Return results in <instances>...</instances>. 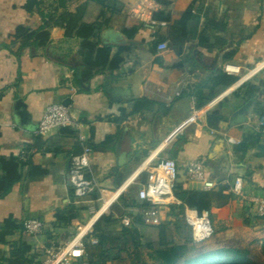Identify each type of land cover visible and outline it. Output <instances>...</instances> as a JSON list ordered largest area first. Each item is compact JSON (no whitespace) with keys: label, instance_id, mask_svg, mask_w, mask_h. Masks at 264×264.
<instances>
[{"label":"crops","instance_id":"1","mask_svg":"<svg viewBox=\"0 0 264 264\" xmlns=\"http://www.w3.org/2000/svg\"><path fill=\"white\" fill-rule=\"evenodd\" d=\"M28 1L0 0V156L21 159L24 152L22 161L27 162L24 179L0 197V226L9 217L18 222L40 218L48 224L58 210L80 207L76 220L54 230L65 242L66 233H72L77 222H86L103 201L109 199L98 213L132 192L137 204L127 207L128 215H143L145 201L138 191L149 168L169 157L191 189L210 190L187 178V165L195 160L216 183L209 210L215 233L209 246L247 245L264 238V218L256 217L250 204L252 196H264V138L247 151L235 149L246 133H253L258 104L264 108V0H158L159 10L170 13L172 20L193 5L180 55L184 66L169 71L164 67L178 58L169 37L171 22L142 21L133 38L123 32L140 0H108L105 15L85 16L87 22H107L88 38L96 43L92 52L83 46V37L68 30L65 16L80 11L87 0H36L30 8ZM207 21L219 24L221 28L212 24L206 31L224 38L223 45L210 47L212 37L200 42ZM20 25L43 29L47 37L24 43L14 36ZM108 31L117 34L118 41L111 42ZM157 35L168 48L154 52ZM99 45L112 46L108 60L96 57ZM116 55L123 60L112 67ZM224 63L240 66V73L225 72ZM221 74L236 80L215 84ZM248 83H263L259 102L258 97H244ZM54 102L70 106L82 124L79 130L37 132L45 107ZM214 108L223 114L215 128L207 124ZM79 133L92 146L88 176L98 183V189L81 200L73 195L69 180L71 157L82 149ZM32 165L39 169L32 170ZM237 177L243 179L242 195L233 191ZM155 218L158 223L174 219L170 207ZM47 241L44 234L30 236L23 228L15 229L0 241V264H29L24 259L37 260V250L45 249ZM21 244L30 248L24 259Z\"/></svg>","mask_w":264,"mask_h":264},{"label":"trees","instance_id":"2","mask_svg":"<svg viewBox=\"0 0 264 264\" xmlns=\"http://www.w3.org/2000/svg\"><path fill=\"white\" fill-rule=\"evenodd\" d=\"M59 1L63 4L66 2V0ZM107 2L108 0H87L85 6L80 9V11L65 15L69 19L68 30L71 29L72 31H75L77 35L83 37V46L87 47L91 52L95 49L96 43L88 41V38L96 32H99L107 22H87L85 16L88 15L90 17L97 15V18H99L105 15ZM35 3L36 0L28 1V8ZM154 17L155 19L171 22L169 37L172 47L178 53L177 60L171 65L165 66V71H169L170 69H181L184 66V60L180 55L182 53L183 44L188 35V24L193 17V5L189 6L180 17L174 20H172L170 13H165L160 10L154 14ZM140 22L142 21L136 17H128L123 28L124 34L128 38H133L140 27ZM214 23L215 22L211 23V21H207L204 31L200 36L201 43H204L205 40H209L210 37L213 38L210 47L221 46L225 43L224 38L216 35L210 36L209 33H207L206 30L209 27L221 28L218 26V23ZM212 24L214 27H212ZM14 36L16 38H21L24 40V43H26L31 38L44 41L47 37V33L43 29L32 30L29 27L20 25L16 28ZM163 40V37L157 35L152 44L154 52H157V45ZM96 49V57L98 59L103 61L108 60L112 49L111 45H99ZM228 55V53L225 54L224 58L226 59ZM122 60L121 56L116 55L110 65L112 67L119 66ZM159 61L160 58L158 57L156 62ZM235 80L236 77L234 76L226 74L223 76L221 74L215 84H221L222 82L224 85H228ZM262 85L263 83L246 84V92L244 94L246 100L258 97ZM207 96L211 97L212 94L209 93ZM259 100L258 97V102ZM257 112L258 117L264 115V108L261 107L260 104H258ZM222 120L223 114L220 108H214L207 115V124L210 127L215 128ZM67 128L69 127L61 129ZM261 136L264 138V133L254 129L253 133H246L244 135L243 140L235 146V149L247 151L261 138ZM110 139L111 137H108L105 143L109 142ZM26 163L27 162L22 161V158L0 156V197L7 195L15 183L24 179L22 168H24ZM30 167L32 170L39 169V167L34 165ZM39 171L41 173L43 172L41 169ZM72 193L74 195L73 187ZM133 195V192L131 194H122L118 202L112 205L111 212L109 214H102L99 217L93 226V232L85 238L84 257L79 258L74 264H107L109 260L119 258L124 251H130L132 248L133 252L139 253L138 250L142 247L153 249L156 257L163 264H264V238H255L247 245L230 243L216 247L209 246L208 241L211 238L200 243H195L193 241L191 226L184 218L185 209L188 207L196 209L198 212H209L215 196L213 190L191 189L188 186L187 181L181 180L178 176L174 187V195L180 203L170 205V213L174 218L170 223H154L145 220L141 213H131L129 214L131 217L130 223L128 225L121 224L119 226L115 223L117 221L114 219L113 213L115 212V209H117L121 212L122 217L128 215L127 207L137 204ZM143 205V208L149 206L147 202ZM80 210L81 208L76 206L74 208L71 207L70 209L58 210L55 213V220L48 224L45 223L43 234L46 235L48 239L46 246L60 243L61 238L54 233V230L62 225H70L71 222L80 216ZM245 222L247 223V220H245ZM104 225H110L111 230L106 232ZM117 227H121V229H115ZM18 228H23V221L18 222L12 217L7 218L0 226V241H5L6 236ZM182 230L186 231L183 236L179 234L178 238L173 236L174 233H180ZM113 231L116 232L117 236L113 235ZM67 233L68 234L65 238L69 239L72 236V233ZM91 237L97 239L96 245H92ZM206 241V245L203 244ZM115 242H117V246H115ZM257 246L258 252H256ZM91 247H94L92 251L90 249ZM29 249L28 246L21 244L19 252L22 259H24L23 254ZM44 256L45 250L38 249L35 254L37 260L26 258L24 260L29 262V264H41ZM136 264L150 263L140 260Z\"/></svg>","mask_w":264,"mask_h":264},{"label":"built area","instance_id":"3","mask_svg":"<svg viewBox=\"0 0 264 264\" xmlns=\"http://www.w3.org/2000/svg\"><path fill=\"white\" fill-rule=\"evenodd\" d=\"M159 9L160 3L158 0H140L132 9V14L141 21L152 25H166L167 21H158L154 17V14ZM167 48L168 45L165 41H161L157 45V50H165ZM223 70L229 74H238L240 73V66L224 63ZM179 94L180 92H176V95ZM81 126L82 124L75 119L69 105L62 102H54L45 107L38 123L37 132L46 134L53 129L66 127H75L79 130ZM254 129L264 133V115L258 117L254 122ZM79 140L82 143V149L71 157L69 180L75 197L81 200L96 191L98 183L88 176L92 147L86 142L83 134L79 133ZM25 156L23 152L21 158H25ZM186 170L189 180L201 181L207 189L215 187V181L207 177L206 170L200 161L189 162ZM178 176V165L173 158H161L149 168L147 180L138 191L139 198L149 204L148 207L143 209L145 220L156 223L155 215L159 210L170 207L171 204L180 203L174 195V187ZM233 191L238 195L243 194V179L241 177L235 179ZM250 204L256 216L264 217V196H252ZM104 211L86 222H77L72 236L65 242L46 246L44 249L45 256L41 264H74L79 258L84 257L85 238L93 232V226L97 218ZM184 218L191 226L195 243L203 242L214 235L215 229L208 211L198 212L196 209L186 207ZM130 221L131 217L129 215L123 216L122 222L124 225H128ZM44 226L45 222L40 218H27L23 221V229L30 236L42 235ZM91 242L97 243V239L91 237Z\"/></svg>","mask_w":264,"mask_h":264},{"label":"rangeland","instance_id":"4","mask_svg":"<svg viewBox=\"0 0 264 264\" xmlns=\"http://www.w3.org/2000/svg\"><path fill=\"white\" fill-rule=\"evenodd\" d=\"M106 200H107V199H106ZM105 202H106V201H103L99 207L93 209L92 216L89 217V218L87 219V221H88L90 218H92V217H94L95 215H97V213L100 211L101 207L104 205ZM111 207H112V206H109L108 209H107L106 211H104L102 214H109V213L111 212ZM102 214H101V215H102ZM101 215H100V216H101ZM113 215H114V219L117 221V222H115L117 225L120 226L121 224H123V222H122L123 217H122L120 211H118L117 209H115V212L113 213ZM100 216H99V217H100ZM99 217L97 218V220L99 219ZM97 220H96V221H97ZM156 223H158V222H156ZM212 223H213V222H212ZM213 224H214V223H213ZM221 225H222V224L220 223L219 226H221ZM213 226H214V229H215V225H213ZM104 227H105V231H106V232H109V231L111 230L110 225H104ZM115 229L118 230V229H121V227H117V228H115ZM185 233H186V231H183V230H182L180 233H174L173 236H175L176 238H178L179 235L183 236ZM67 234H68V233H66V235H67ZM178 234H179V235H178ZM113 235L117 236L115 231H113ZM175 237H174V238H175ZM211 238H212V237H211ZM60 240H63V239H60ZM206 243H207V241H206L205 243H203V244L206 245ZM93 244L96 245V243H92V245H93ZM115 246H117V242H115ZM90 249H91V251H92V250L94 249V247H91ZM256 249H257L256 252H258V246H257ZM116 250H117V249H116ZM116 250H115V251H116ZM138 251H139V253H135V252H133V249L131 248L130 251H124V252H122V254L120 255L119 258H113V259L109 260V261L107 262V264H136V263L139 262L140 260L147 261V262H149L150 264H163V263H162V262L156 257V254L154 253L153 249H151V248H149V247H142V248H140Z\"/></svg>","mask_w":264,"mask_h":264},{"label":"water","instance_id":"5","mask_svg":"<svg viewBox=\"0 0 264 264\" xmlns=\"http://www.w3.org/2000/svg\"><path fill=\"white\" fill-rule=\"evenodd\" d=\"M107 34H111V38H109L111 42H116V41H118L117 34L112 33V31H108ZM106 42H108V40H106ZM243 117H244L243 114L239 115V118L242 119ZM238 121H239V120H238ZM124 156H125V153H121V155H120V159L122 160V159L124 158Z\"/></svg>","mask_w":264,"mask_h":264},{"label":"bare ground","instance_id":"6","mask_svg":"<svg viewBox=\"0 0 264 264\" xmlns=\"http://www.w3.org/2000/svg\"><path fill=\"white\" fill-rule=\"evenodd\" d=\"M261 65V64H260Z\"/></svg>","mask_w":264,"mask_h":264}]
</instances>
